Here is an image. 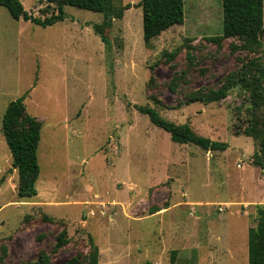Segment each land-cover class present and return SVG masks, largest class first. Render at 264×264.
<instances>
[{
	"label": "rangeland",
	"instance_id": "374dc122",
	"mask_svg": "<svg viewBox=\"0 0 264 264\" xmlns=\"http://www.w3.org/2000/svg\"><path fill=\"white\" fill-rule=\"evenodd\" d=\"M20 1L35 17L56 9ZM139 1L115 0L132 7L112 19L109 48L93 29L103 13L65 6L64 20L42 27L0 5V264H28L40 249L51 264L74 256L86 264L90 237L98 264H249L264 171L244 133L247 95L237 85L220 102L185 103L192 91L220 88L246 53L233 51L237 39L211 41L222 34L221 0H184V23L150 43ZM261 38L247 56L264 63ZM21 98L42 122L32 198L18 196L2 134L8 106ZM135 105L229 147L175 143ZM63 229L69 243L55 251Z\"/></svg>",
	"mask_w": 264,
	"mask_h": 264
},
{
	"label": "trees",
	"instance_id": "16d2710c",
	"mask_svg": "<svg viewBox=\"0 0 264 264\" xmlns=\"http://www.w3.org/2000/svg\"><path fill=\"white\" fill-rule=\"evenodd\" d=\"M184 0H140L136 6L142 9L143 38L146 43L170 28L182 25L185 19ZM56 9L44 18L29 14L20 0H0L11 16L24 19L42 27L52 26L65 19V6L77 7L88 11L105 14L101 24L93 29L102 42L109 48L110 41L106 31L112 27V19H121L124 11L132 7L115 5V0H47ZM222 34L212 39L220 43L224 39H237L239 44H232L233 51L245 52L238 58L240 66L226 77L218 89H198L185 95V103H202L205 105L220 102L228 96L235 86H241L247 95L248 127L244 130L258 144V151L253 156L252 164L264 171V63L259 57H248L257 53L262 46L264 35V0H221ZM173 57V56H172ZM174 89V87H172ZM141 114L148 116L150 122L169 133L171 140L178 144L193 145L204 151H224L229 146L225 142L214 141L198 135L189 124H175L163 118L154 108L134 106ZM42 122L26 113L24 99L13 101L7 108L2 121V134L12 157V167L19 177L18 196L32 198L38 194L36 187L40 175L37 151L41 142ZM43 235L36 239L42 240ZM54 250H60L69 243L66 229L55 237ZM91 252L86 264H98L99 251L90 237ZM249 264H264V206L257 207L256 226L248 235ZM3 252L5 248H2ZM50 255L40 249L36 258L28 264H51ZM62 264H82L80 256H74Z\"/></svg>",
	"mask_w": 264,
	"mask_h": 264
}]
</instances>
